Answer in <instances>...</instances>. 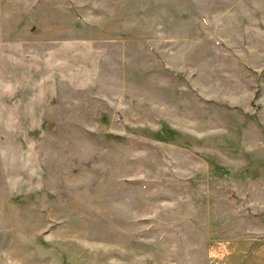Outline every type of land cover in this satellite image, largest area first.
<instances>
[{
    "label": "rangeland",
    "instance_id": "rangeland-1",
    "mask_svg": "<svg viewBox=\"0 0 264 264\" xmlns=\"http://www.w3.org/2000/svg\"><path fill=\"white\" fill-rule=\"evenodd\" d=\"M0 264H264V0H0Z\"/></svg>",
    "mask_w": 264,
    "mask_h": 264
}]
</instances>
